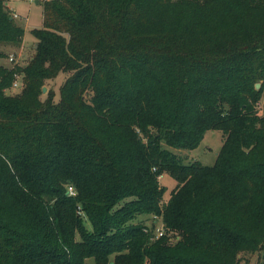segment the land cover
I'll return each instance as SVG.
<instances>
[{
    "label": "trees",
    "instance_id": "16d2710c",
    "mask_svg": "<svg viewBox=\"0 0 264 264\" xmlns=\"http://www.w3.org/2000/svg\"><path fill=\"white\" fill-rule=\"evenodd\" d=\"M31 34L0 64V264H264V0H45ZM209 131L215 163H186Z\"/></svg>",
    "mask_w": 264,
    "mask_h": 264
},
{
    "label": "rangeland",
    "instance_id": "374dc122",
    "mask_svg": "<svg viewBox=\"0 0 264 264\" xmlns=\"http://www.w3.org/2000/svg\"><path fill=\"white\" fill-rule=\"evenodd\" d=\"M37 1V4L35 3ZM45 0H6L5 9L13 18L15 14L17 18H13L14 22L24 30V36L19 48H13L9 46H3L0 50L4 53V58L0 60L1 66L10 67L7 62V56L13 54L19 64L24 65L30 59L34 43L36 39L32 36L31 31L33 29H40L42 27V2ZM67 78L66 74H61L57 79L47 81L45 93L41 95V99L46 98L48 90H52L55 93L54 101L60 100V88L63 82ZM6 87L3 91L6 95H11ZM14 94V93H13ZM260 114H264V96L260 103ZM223 144V133L221 131H209L206 133L204 141L200 147L194 151H187L186 156L188 160L186 163L192 161H200L204 165H213L215 163L217 154ZM176 181L170 175H163L161 177V185L167 189L165 197L168 199L171 191L176 186ZM150 218V217H148ZM142 220H147L146 217H142ZM153 219H148L147 222L151 224ZM89 227L88 223H86ZM157 232L163 225L160 220L157 221ZM262 253L259 252H241L238 256V264H258Z\"/></svg>",
    "mask_w": 264,
    "mask_h": 264
},
{
    "label": "built area",
    "instance_id": "2783aa9c",
    "mask_svg": "<svg viewBox=\"0 0 264 264\" xmlns=\"http://www.w3.org/2000/svg\"><path fill=\"white\" fill-rule=\"evenodd\" d=\"M13 18H17V16L14 14ZM15 57L16 56H14L13 54L8 55V57H7V62L9 64L10 68H14L15 66H24L25 65V64L24 65L19 64L18 61H16ZM22 81L23 80H22L21 75L14 74V79H13L11 85L7 88L9 90L10 94L17 93L21 89ZM259 107H260V104H259ZM69 192L71 195L75 194V191L72 187L69 188ZM157 233H158L157 234V239H158L164 234V228L162 227L160 230H158Z\"/></svg>",
    "mask_w": 264,
    "mask_h": 264
},
{
    "label": "water",
    "instance_id": "95a60500",
    "mask_svg": "<svg viewBox=\"0 0 264 264\" xmlns=\"http://www.w3.org/2000/svg\"><path fill=\"white\" fill-rule=\"evenodd\" d=\"M35 3L37 4V1H36ZM260 87H261V84L258 83V84L256 85V89H259ZM45 91H46V88L43 87V88H42V92L45 93Z\"/></svg>",
    "mask_w": 264,
    "mask_h": 264
},
{
    "label": "crops",
    "instance_id": "0c3cea01",
    "mask_svg": "<svg viewBox=\"0 0 264 264\" xmlns=\"http://www.w3.org/2000/svg\"><path fill=\"white\" fill-rule=\"evenodd\" d=\"M5 2H6V0H5ZM6 5V4H5ZM7 6V5H6ZM222 147V146H221ZM221 149V148H220ZM220 151V150H219ZM186 152H184V154H185ZM187 154V153H186ZM217 156H218V154H217ZM217 158V157H216Z\"/></svg>",
    "mask_w": 264,
    "mask_h": 264
}]
</instances>
